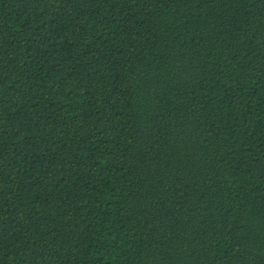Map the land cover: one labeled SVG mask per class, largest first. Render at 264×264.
<instances>
[{"label":"trees","instance_id":"obj_1","mask_svg":"<svg viewBox=\"0 0 264 264\" xmlns=\"http://www.w3.org/2000/svg\"><path fill=\"white\" fill-rule=\"evenodd\" d=\"M0 264H264V0H0Z\"/></svg>","mask_w":264,"mask_h":264}]
</instances>
